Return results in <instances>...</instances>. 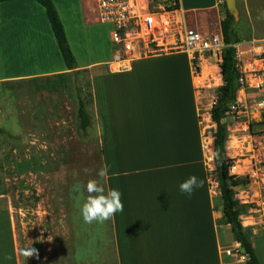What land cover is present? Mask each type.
<instances>
[{"label":"crops","instance_id":"crops-1","mask_svg":"<svg viewBox=\"0 0 264 264\" xmlns=\"http://www.w3.org/2000/svg\"><path fill=\"white\" fill-rule=\"evenodd\" d=\"M52 1L76 68L86 69L89 77L101 163L110 166L105 187L122 192L124 211L109 221L116 264H246L230 224L224 222L217 182L207 173L215 168L213 135L207 139L203 132L200 111L205 107L198 105L188 55H134L118 67L109 28L87 17L91 0ZM85 19L107 30L108 48L93 62L77 59L79 50L69 35ZM0 69V79L71 71L43 6L35 0L0 2ZM225 151L233 158L228 140ZM192 175L204 184L189 197L179 185ZM2 198L0 264H24L21 226ZM247 228L264 264V229ZM6 255L12 259L5 260Z\"/></svg>","mask_w":264,"mask_h":264},{"label":"rangeland","instance_id":"rangeland-1","mask_svg":"<svg viewBox=\"0 0 264 264\" xmlns=\"http://www.w3.org/2000/svg\"><path fill=\"white\" fill-rule=\"evenodd\" d=\"M235 2L236 58L246 82L237 90V104L226 118L227 140L239 177L247 179L252 189L262 190L264 173L257 168L264 165V0ZM180 5L178 15L186 25L207 35L221 34L224 0H182ZM73 29L69 35L76 42L79 61L93 62L107 50L104 26H92L85 19ZM205 76L208 84L201 94L207 101L222 81L212 69ZM88 81L87 72L78 68L0 79V126L17 137L13 141L0 134V196L20 223L22 249L32 246L39 252V259L23 257L24 264H116L109 221L103 226L85 224L70 191L75 183L95 178L102 166L98 119L89 107L91 125L83 132L76 117V93L81 88L86 98ZM200 112L209 139L214 119L208 110ZM250 166L256 173L245 170ZM85 167L91 174L83 172ZM207 173L216 181L214 170Z\"/></svg>","mask_w":264,"mask_h":264},{"label":"built area","instance_id":"built-area-1","mask_svg":"<svg viewBox=\"0 0 264 264\" xmlns=\"http://www.w3.org/2000/svg\"><path fill=\"white\" fill-rule=\"evenodd\" d=\"M179 7L180 0H91L86 14L109 28L118 67H124L126 64L123 61L127 62L134 55L187 54L196 78L198 105L210 111L216 94L210 93L206 101L201 92L208 84L205 74H209L210 69L215 71L220 82L222 80L219 62L224 47L223 38L221 34L207 35L186 25L178 15ZM262 39L264 42V35ZM236 104L237 101L230 105V111ZM235 168L232 163L229 173L239 177ZM257 169L264 173V165ZM245 170L257 171L253 166ZM237 190L234 197L240 194L237 200L243 207L238 214L240 220L247 221L248 226L264 229V189H252L246 182L239 184Z\"/></svg>","mask_w":264,"mask_h":264},{"label":"trees","instance_id":"trees-1","mask_svg":"<svg viewBox=\"0 0 264 264\" xmlns=\"http://www.w3.org/2000/svg\"><path fill=\"white\" fill-rule=\"evenodd\" d=\"M5 0H0V2ZM43 6L48 21L50 23L53 35L56 39L58 48L67 69L74 70L77 67L76 58L69 46L64 26L58 15L56 7L52 0H35ZM234 17L226 9L223 18L220 20V29L224 42L222 49V58L219 62V68L222 83L216 88V101L211 108V116L214 119L215 129L213 132V162L216 174L217 187L220 192L223 209L224 222L230 224L233 238L241 242L244 249L243 254H247L246 264H260L250 240V229L243 227L238 219L240 209L238 200L234 197L235 186L248 182L242 177H235L229 173V167L233 163V158L229 157L225 151V142L227 140V122L226 118L230 111V105L237 101V90L244 86L245 76L237 67L235 44L239 41L233 28ZM84 72H87L84 69ZM89 91L86 98L81 94V88H78L77 97V121L78 128L86 131L91 125L92 114L89 107L92 103V93L90 81H88ZM0 134L13 141L17 137L0 126ZM19 140V139H18ZM242 206V205H241Z\"/></svg>","mask_w":264,"mask_h":264},{"label":"clouds","instance_id":"clouds-1","mask_svg":"<svg viewBox=\"0 0 264 264\" xmlns=\"http://www.w3.org/2000/svg\"><path fill=\"white\" fill-rule=\"evenodd\" d=\"M109 165L104 164L96 171L95 178L89 179L86 183L77 182L71 188L74 206L79 210L82 220L87 225H105L112 220L117 213L124 211L122 192L119 189L106 188L109 178ZM85 174H91L92 170L85 167ZM204 181L196 175H192L179 185L180 191L189 197L197 188L203 187ZM26 260L35 256L39 259V252L30 246L20 250L19 253ZM5 260L12 257L6 255Z\"/></svg>","mask_w":264,"mask_h":264},{"label":"water","instance_id":"water-1","mask_svg":"<svg viewBox=\"0 0 264 264\" xmlns=\"http://www.w3.org/2000/svg\"><path fill=\"white\" fill-rule=\"evenodd\" d=\"M224 1H225L226 9H227V11L229 13L232 14L235 11H237L235 0H224ZM238 244L240 245L242 252H244V249L242 247L241 242H238ZM243 257L246 259V258H248V255L247 254H244Z\"/></svg>","mask_w":264,"mask_h":264}]
</instances>
